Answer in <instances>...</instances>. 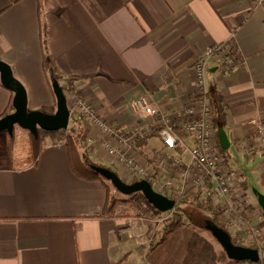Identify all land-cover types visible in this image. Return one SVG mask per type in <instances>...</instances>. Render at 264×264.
<instances>
[{"label":"crops","instance_id":"1","mask_svg":"<svg viewBox=\"0 0 264 264\" xmlns=\"http://www.w3.org/2000/svg\"><path fill=\"white\" fill-rule=\"evenodd\" d=\"M232 33L243 65L223 74L208 61L207 89L219 148L241 178L246 203L264 220V139L258 129L264 126V5L253 0H0V59L24 85L28 109L55 111L52 69L61 76L59 83L73 78V89L93 111L122 131L141 123L133 108L138 97L149 95L162 110L188 103L195 91L192 61ZM11 100L12 92L0 82V114L12 110ZM81 126L84 159L111 168L121 179L126 170L107 153L106 141L152 169L156 155L165 152L157 134L142 132L134 145L108 137L87 119ZM60 133L44 138L33 165L23 164L26 149L0 154V264H218L220 259L238 264L220 258L217 245L186 224L148 251L162 228L161 213L150 209V218L97 215L106 186L74 173ZM173 153L188 159L180 148ZM187 189L203 211L204 195L190 188L174 200ZM206 213L212 215L209 207Z\"/></svg>","mask_w":264,"mask_h":264},{"label":"built area","instance_id":"2","mask_svg":"<svg viewBox=\"0 0 264 264\" xmlns=\"http://www.w3.org/2000/svg\"><path fill=\"white\" fill-rule=\"evenodd\" d=\"M253 3L264 5V0H253ZM210 60L223 74L242 67L243 61L233 43V33L227 40L204 47L192 61L195 91L188 103L178 109L162 110L154 107L149 95L138 97L133 102V108L138 120L142 122L127 131L119 130L115 124L99 117L88 103L74 94L71 95L73 104L68 106L70 115H83L108 137L128 143H133L143 133L152 134L155 128L165 152L156 155L157 166L153 169L150 165H135L138 162L129 151L120 150L109 142L105 143V148L126 168L128 174L131 171L128 177L148 180L157 188L155 191L169 198L174 199L186 188L206 195L222 217L229 235L239 242H250L252 246L248 247L259 251L256 262L245 260L236 263L264 264V224L261 222L258 225L250 221V214L245 209L246 196L241 178L236 171L228 168L217 142L212 100L206 81L207 64ZM258 129L264 139V126L260 124ZM176 148H180L188 159L184 160L180 154H174ZM156 170L159 171L154 174ZM155 178H160L161 181L155 182ZM259 213L254 216L258 221L263 219L262 213ZM157 220L162 221L163 218ZM244 231L247 232L244 234Z\"/></svg>","mask_w":264,"mask_h":264},{"label":"trees","instance_id":"3","mask_svg":"<svg viewBox=\"0 0 264 264\" xmlns=\"http://www.w3.org/2000/svg\"><path fill=\"white\" fill-rule=\"evenodd\" d=\"M48 78L51 82L52 78H57L58 81L61 80V76L57 75L52 71V69H49ZM73 78H68L64 82L60 83L64 94L66 95L68 91H73ZM8 110H4L3 113L0 114V117L6 114ZM66 130L65 135V144H66V150L69 155L70 159V165L72 170L76 175L79 177L90 179V180H100L104 183L106 186V200L103 206V210L97 214L99 216L102 215H108L112 216L114 212L116 211V208L118 205L123 204V206H130L132 208H139L141 206H148L151 208L155 213L159 214L162 213L161 211L157 210L155 207H153L147 199L144 197V195L141 192H134L129 195L128 198L123 197H117L114 192H112L109 188V184L107 181L102 177L96 170L95 167H105L107 169L112 170L109 167H106L101 164H97L94 162H91L89 160L84 159V155L81 152V134H82V126L80 123V118L73 116L71 114L70 121L68 124V128ZM57 131H47L43 130L41 128L37 129L36 135H34L31 132H28L27 134V147H26V158L23 161V164H30L33 165L36 163L38 155L40 154L43 145H44V138L52 133H55ZM6 134V142L5 144H2L0 142V154L7 153L12 154L13 152V141H14V132L12 134H9L8 132H5ZM5 146V147H4ZM19 164V163H18ZM113 171V170H112ZM176 204L172 210H170L171 216L169 220L163 224L159 236L157 239H155L149 246L148 251H151L155 248L159 243H161L166 236L174 231L178 226L182 224H186L190 228L205 234L208 236L216 245L221 249L222 252L223 249L221 245L215 240L213 237L211 231L207 228V223H210L212 225L219 226L223 228L225 227L223 223L221 222L219 218V214L216 212L217 210L213 207H209L210 213H212L213 217L209 218L208 214L199 211L197 207V200L195 193H192L189 189L185 190L178 199L175 200ZM194 210L199 213L189 212V210ZM201 212V213H200ZM227 231V230H226ZM231 240L234 244H237V240L231 237ZM264 250V246L262 248ZM226 256V254L224 253ZM238 261V260H233Z\"/></svg>","mask_w":264,"mask_h":264},{"label":"water","instance_id":"4","mask_svg":"<svg viewBox=\"0 0 264 264\" xmlns=\"http://www.w3.org/2000/svg\"><path fill=\"white\" fill-rule=\"evenodd\" d=\"M0 82L12 92V110L0 117V132L12 134L15 125L36 135L37 129L58 131L67 129L70 120V109L67 98L57 78L51 79V88L55 98V111L52 113L40 110H29L27 93L24 85L14 76L8 63L0 59ZM222 140V139H221ZM223 142V140H222ZM104 179L122 194L130 195L141 192L147 201L161 212L172 210L176 201L155 191L148 180L140 179L130 183L122 180L116 172L105 167H95ZM264 208V204L262 203ZM215 240L221 245L226 256L232 260H249L256 262L259 251L254 247L234 244L229 233L223 228L207 223Z\"/></svg>","mask_w":264,"mask_h":264},{"label":"rangeland","instance_id":"5","mask_svg":"<svg viewBox=\"0 0 264 264\" xmlns=\"http://www.w3.org/2000/svg\"><path fill=\"white\" fill-rule=\"evenodd\" d=\"M192 70V69H191ZM72 94H74V95H77V96H80L81 97V95H80V93H78V91H76L75 89L73 90V91H68L67 92V94H66V98H67V103H68V106H70L71 104H73V99H72V97H71V95ZM209 94V93H208ZM73 96V95H72ZM82 98V97H81ZM90 105V104H89ZM90 107H91V105H90ZM73 116H76V117H78V118H80V123H81V121L83 120V119H86V117L85 116H83V115H78V114H72ZM71 116V115H70ZM144 120H146V119H144ZM70 121V120H69ZM108 121V120H107ZM137 121V123H138V121L139 122H142L141 120H136ZM108 122H110V121H108ZM112 123V122H111ZM140 124V123H139ZM59 131H61V133H60V138H61V140H64V141H66L65 140V135H66V130L65 129H62V130H59ZM175 131L176 132H178V129H176L175 128ZM5 132L6 131H1L0 132V142H2V144H5V142H6V134H5ZM13 132H14V141H13V152L16 154V155H18V154H21V153H23V152H25V149H26V147H27V142H26V139H27V134H28V130H26V129H23V128H21V127H19V126H17V125H15L14 126V128H13ZM12 132V133H13ZM153 134H157V130L154 128L153 129ZM181 136V135H180ZM181 138H185V136H181ZM106 142H109V143H111L110 141H106ZM105 142V143H106ZM80 143H81V140H80ZM113 143V142H112ZM111 143V144H112ZM134 145H136L135 143H133ZM112 145H114V144H112ZM115 146V145H114ZM5 147V146H4ZM116 147V146H115ZM125 151V150H124ZM129 151V150H128ZM107 153H108V151H107ZM109 154V153H108ZM109 155H111V154H109ZM132 155V154H131ZM133 157L135 158V156L133 155ZM116 158V157H115ZM116 160H117V162H118V159L116 158ZM135 160H136V158H135ZM138 162V161H137ZM119 163V162H118ZM135 165H150V163H143V162H138V163H134ZM123 166V165H122ZM125 168V167H124ZM125 170H126V168H125ZM159 170H156V171H154V174H157V172H158ZM115 172V171H114ZM131 172V171H130ZM130 172H129V174H130ZM128 172H127V170H126V179H122V180H124L125 182H127V183H130V182H133V181H136V180H140V179H136V177L135 176H133L132 178H130V177H128ZM106 180V179H105ZM107 181V183L109 184V188H110V190L112 191V192H114L115 194H116V196L117 197H123V198H128L129 197V195H125V194H122V193H120L119 191H117L113 186H112V184L110 183V181H108V180H106ZM154 181L155 182H160L161 181V179L160 178H155L154 179ZM157 185L159 186V183H157ZM152 187H153V189L155 190H157V188L155 187V186H153L152 185ZM164 195V194H163ZM204 195V194H203ZM179 196V195H178ZM177 198V197H176ZM204 198L205 199H202V202H200V205L204 208V209H202L203 211L202 212H204V213H206V211L207 210H205L207 207H210V206H213L212 204H211V202L210 201H208V202H206L207 201V197H206V195H204ZM204 200V201H203ZM246 206L247 207H245V209L247 210V212L250 214V221L252 222V218H254V216H257L258 214H260L256 209H254V208H250L249 207V205H248V203H246ZM147 209H150V210H152L151 208H149L148 206H141V207H139V208H132V207H130V206H123V204H120V205H118L117 206V208H116V213H118V214H120V215H136V216H139V217H141V216H144L145 218H150L149 217V215H150V213H149V211H147ZM188 209V208H187ZM189 210V209H188ZM205 210V211H204ZM189 212H194V213H199V212H197V211H194V210H189ZM210 212V211H209ZM217 212V211H216ZM201 213V212H200ZM218 213V212H217ZM170 210L169 211H167V212H162L161 213V217L163 218V221H161L160 223H162L161 225H160V227H162L163 226V224H164V222L166 223L167 222V219L169 220V218H170ZM207 214V213H206ZM212 214V213H211ZM219 214V213H218ZM208 216H209V218H211V217H213V215H209L208 214ZM264 220H260V221H258L257 222V224L259 225L261 222H263ZM222 222H223V220H222ZM250 222V223H251ZM159 230H160V228H159ZM159 232V231H158ZM247 231H244V234L246 233ZM157 235H159V233H156V236ZM155 236V237H156ZM158 237V236H157ZM148 241H150V239L148 240ZM151 242H153V240H151ZM151 244V243H150ZM237 244H248L247 246H252L251 245V243L250 242H239V241H237ZM244 246H246V245H244ZM218 252H219V257L221 258V257H224V253L225 252H222L221 251V249L218 247ZM263 255H264V250H263ZM220 262H218V264H222V260L220 259L219 260Z\"/></svg>","mask_w":264,"mask_h":264},{"label":"bare ground","instance_id":"6","mask_svg":"<svg viewBox=\"0 0 264 264\" xmlns=\"http://www.w3.org/2000/svg\"><path fill=\"white\" fill-rule=\"evenodd\" d=\"M153 211V210H152ZM154 212V211H153ZM165 212H167V211H165ZM155 213V212H154ZM155 214H157V213H155ZM240 261H245V260H240Z\"/></svg>","mask_w":264,"mask_h":264}]
</instances>
